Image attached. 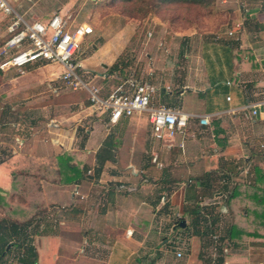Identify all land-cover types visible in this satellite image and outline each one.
<instances>
[{"label": "crops", "instance_id": "1", "mask_svg": "<svg viewBox=\"0 0 264 264\" xmlns=\"http://www.w3.org/2000/svg\"><path fill=\"white\" fill-rule=\"evenodd\" d=\"M21 1L11 4L29 22H45L56 13L68 16L58 9L51 15L38 11L39 0H26L28 6ZM237 1V21L228 33L235 36L233 42L187 45L186 52L197 54L186 59L180 78L173 79L170 64L171 78L157 73L150 80L129 79L104 94L145 83L155 90L153 105L191 116L185 131L165 142L154 138L140 113L111 124L108 114L96 112L92 103L76 110L70 103L59 105L51 115L44 106L41 117L27 105L18 110L15 100L30 98L31 82L24 80L33 66L0 69L26 72L7 77L4 86L10 90H0V225L16 224L30 232L25 244L13 236L1 263L10 258L13 264H32L24 259L33 241L36 264H212V257L216 263L223 258L222 264H264V228L255 220L260 207L253 199L264 191V0ZM4 19L9 37L10 19ZM100 54L91 56L90 64ZM86 61L81 60L89 77ZM93 75L88 86H98L103 76ZM58 80L63 82L61 76ZM2 101L13 103L7 108ZM204 117L208 125L200 124ZM27 120L37 126L22 136L18 132ZM237 185L236 198L227 205V195ZM210 189L220 192L202 198L198 206L208 216L219 211L218 234L211 239L189 234V254L177 259L173 230L184 229L181 221L191 224L187 210L194 207L195 195ZM174 210L182 213L177 221ZM232 212L234 225L247 236L227 242L224 255L218 247V254L204 256L226 234Z\"/></svg>", "mask_w": 264, "mask_h": 264}, {"label": "rangeland", "instance_id": "2", "mask_svg": "<svg viewBox=\"0 0 264 264\" xmlns=\"http://www.w3.org/2000/svg\"><path fill=\"white\" fill-rule=\"evenodd\" d=\"M14 1L18 2L19 0ZM205 1L206 4L201 5L193 3L168 4L160 0H139L134 3L120 0H39L37 10L49 15L57 9L63 10V13L73 17V24L86 23L93 27L94 35L89 36L82 43L81 48V59L87 60L86 62L89 66L86 69L92 76L89 75L88 77L84 70H78L77 74H79L84 83L90 84L95 78L93 73H101L103 76L99 78L100 82L96 86L102 89L103 97H105L104 94L115 90L120 85L122 86L129 79L150 80L158 76L157 73H159V76H163V79L171 78L167 75L170 73V64H173V79L177 74L180 73L181 75L186 59L193 58L197 54V52L193 53V49L186 52L187 45L218 43L221 41L233 42L232 40L235 36H229L228 33L233 30L234 23L237 21L235 10L240 7L239 1L232 0L231 2H226V4L223 2L224 0ZM21 3L25 6L31 5L26 0H22ZM17 12L22 14V11L18 8ZM7 37V23L5 19L0 18V62L4 58L1 50ZM97 53H101L98 57L99 60L90 64L89 58ZM35 65H28L22 68L26 69L33 66L26 71L27 73H33L24 80L31 82L28 90V97L30 98L28 100H15L16 109L22 110L27 105L30 112L34 111L41 117L44 106L50 109V115L53 114L55 107L59 105L64 107L70 103L71 108L74 110L78 109L82 103L86 107L91 106L90 100L86 98L87 92L85 89L74 90L71 86L58 80V77L64 71L62 66L51 64L48 68L44 67L40 72H37V67L44 66V64ZM162 65L166 66V70L160 68ZM115 66L118 67V71L116 70L112 74V68ZM26 72L25 74L21 73V71L3 72V75L0 76L1 92L5 94V92L10 90L8 85L4 86L7 77H24ZM104 74H109V76L105 78ZM42 76L49 77L48 79L45 78L44 83L38 84L39 78L41 79ZM177 77L180 78V76ZM169 80L167 81L168 83H170ZM51 86L53 89H58V94L52 91ZM74 97L79 101L75 100ZM3 103L5 102L2 101V107L10 108L9 105L13 101L10 104ZM140 114L143 116L141 122L151 131V125L148 123L149 114L147 112ZM21 120L25 122L24 117H21ZM32 126L37 125L32 124ZM32 126L27 120L26 124L23 123L20 126L18 133L22 135L26 132V128L28 130ZM3 138H7V136H3ZM207 213L211 216L204 214L207 216L208 221L207 224H202L201 228L204 227L205 238L211 239L216 235L214 232L216 227L211 225L210 218L218 214L219 211ZM180 217H182V213L174 210L173 220L177 221ZM188 218L189 216H186V219ZM191 233L190 222L184 229L177 226L173 230L171 242H173V249L176 248L174 242L181 243V251L184 253V257L181 260L187 258L189 254L190 247L188 244L190 242H188V239H190L189 234ZM218 251L219 248L216 245L214 249L210 248L205 251L206 254L204 256L213 255V252L217 253ZM245 254H248V252L246 251ZM10 260L8 258L6 264H13ZM216 262L213 257L210 259V263L218 264ZM249 263L246 262L244 264Z\"/></svg>", "mask_w": 264, "mask_h": 264}, {"label": "built area", "instance_id": "3", "mask_svg": "<svg viewBox=\"0 0 264 264\" xmlns=\"http://www.w3.org/2000/svg\"><path fill=\"white\" fill-rule=\"evenodd\" d=\"M0 18L10 19L9 37L1 50L4 57L0 63L2 71L39 63L58 64L64 68L62 81L74 90L87 89L93 109L101 115L108 114L111 124L131 118L136 113L147 112L150 114L152 134L162 142L173 139L187 128L191 116L163 104L153 105L155 90L145 83H132L129 88L119 89L108 97H103L99 87L84 83L77 71L84 69L81 62L82 43L94 34L89 24H73V17L59 13L45 22H29L15 11L11 0H0ZM257 113L254 109L253 114ZM200 124L208 125V118H201ZM168 146L172 148V143ZM174 245L177 259H182L181 243L174 242Z\"/></svg>", "mask_w": 264, "mask_h": 264}, {"label": "trees", "instance_id": "4", "mask_svg": "<svg viewBox=\"0 0 264 264\" xmlns=\"http://www.w3.org/2000/svg\"><path fill=\"white\" fill-rule=\"evenodd\" d=\"M116 1V0H115ZM123 2H127V3H134L137 2L139 0H120ZM163 3H183V4H188V3H193V4H206L205 0H160ZM118 71V67H113L112 68V74L115 73V71ZM3 75V72L0 70V76ZM258 170V169H257ZM101 171V169L99 170ZM207 180L206 176L203 179V181L205 182ZM238 188V185L233 189V191L227 195V200H226V204H230L232 203L231 201L233 199L236 198V195H234ZM220 191H215V190H211L206 193L204 192L202 195L200 193L195 195V203L193 208H190V210H187L188 213L193 217V220L191 222V227H192V234L199 236V237H203L206 235L205 231H204V227L201 228L199 227L200 224H207L208 218L206 215L202 214L198 204L200 203L202 198H206V197H210V198H214L216 194H218ZM254 202L257 204V206H259L260 208L257 209V216L255 218L257 225L259 228H264V191H261V193H256L253 196ZM191 207V206H190ZM186 211V212H187ZM232 223L231 225H229L227 232L225 235L220 236V241H217V246L220 247V253L222 255H224V246L227 242H233L237 237L241 236L242 238L247 236V232L242 231L240 229H238L235 225H234V213L232 212ZM220 213L214 215L212 217L211 220V225H214L216 227L215 229V234H218V223L220 221L219 218ZM182 219V218H181ZM254 219V218H253ZM29 231L26 228H21L19 226L13 225L12 227L9 226H2L0 225V264H4V261L1 263V261L3 260L5 254L7 253V250L10 249V247L12 246L11 240L13 238V236H20L21 238L20 241L22 242L21 244H25L26 241L29 238ZM30 245H28V247L26 248L27 250V257L24 259L25 262H31L32 264H36L38 261V255H37V251L36 248L33 245V241H31V243H29ZM223 258L219 259L218 264H222L223 263Z\"/></svg>", "mask_w": 264, "mask_h": 264}, {"label": "water", "instance_id": "5", "mask_svg": "<svg viewBox=\"0 0 264 264\" xmlns=\"http://www.w3.org/2000/svg\"><path fill=\"white\" fill-rule=\"evenodd\" d=\"M186 222L185 221H181L179 226L182 227V228H186Z\"/></svg>", "mask_w": 264, "mask_h": 264}]
</instances>
